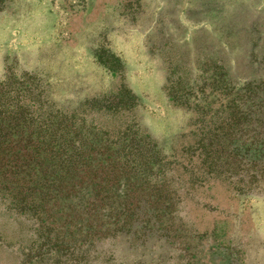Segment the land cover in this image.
<instances>
[{
    "label": "rangeland",
    "instance_id": "374dc122",
    "mask_svg": "<svg viewBox=\"0 0 264 264\" xmlns=\"http://www.w3.org/2000/svg\"><path fill=\"white\" fill-rule=\"evenodd\" d=\"M106 48L129 66L141 105L81 111L71 133L83 127L92 130L88 144L118 145L124 134L149 130L167 158L154 161L148 187L138 191L150 205L138 202L143 216L122 234L73 253L70 233L82 225L75 205L61 202L51 225H43L2 194L0 264H264V166L259 179L232 169L205 138L233 120L231 81L251 83L250 101L239 109L243 130L264 132V0H0L1 110L12 118L25 114L36 129L44 93L74 99L73 107L120 94L121 73L109 72L97 56ZM180 92H200L210 104L204 116L172 102ZM258 140L247 143L259 148ZM124 184L128 194L138 190Z\"/></svg>",
    "mask_w": 264,
    "mask_h": 264
},
{
    "label": "trees",
    "instance_id": "16d2710c",
    "mask_svg": "<svg viewBox=\"0 0 264 264\" xmlns=\"http://www.w3.org/2000/svg\"><path fill=\"white\" fill-rule=\"evenodd\" d=\"M165 39L166 44L171 41L174 45L175 42L168 37ZM144 46L145 52H150L146 45ZM172 49L178 50L174 46ZM144 54L141 47L140 55ZM97 56L109 72L121 73L120 94L108 96L104 100L85 99L73 107L71 101L74 99L67 98L68 100L64 101L63 98H58L57 101L52 93H44V98L38 97V108L44 110V113L38 116L36 129L32 128L25 114L21 116L20 112L14 113L17 118H12L1 110L4 106L0 104V195L11 199L19 214L31 213L30 215L33 218L37 216L38 222L43 225H51V210L61 202L68 203L67 208L75 205L76 214L82 211V215L79 214L82 225L70 233L74 244L70 249L73 253H86L85 248H91L97 241L117 237L127 227H131V224L139 221L143 215L138 212V202L150 205V200L142 198L138 191L142 187H148V181L153 176L154 161L167 159L163 157L162 151L157 149V142L151 132L142 126L130 138L126 134L120 136L118 145L109 139H105L106 142L103 143L95 141L88 144L92 130L83 127H79V131L76 130L77 134L71 133L74 126L72 120L81 111L98 107L109 112L141 105L142 98L129 83V66L109 48L98 50ZM222 59L221 62L229 65L228 58ZM224 71V75L229 73L227 67ZM23 76L36 81L32 74L25 73ZM226 77L227 75L225 79L228 81ZM231 82L227 87L231 85L235 92L230 96L228 103V106L235 107L233 120L228 121L227 130L220 125L210 135L205 134L206 142L209 147H215L213 155L216 153L222 163L239 171H251L250 177L258 178L264 166V132L255 136L247 135L243 130L242 112L239 111L250 101L251 83L238 86L234 81ZM17 83L23 85L21 81ZM3 86L6 87L5 82L0 83V87ZM227 87L223 85L222 89H228ZM18 89L28 91V87L25 89L19 86ZM38 89L40 90L39 83ZM178 95H172V102L178 103L179 107L192 106L199 114L210 105L200 92L193 94V97L184 96L182 92ZM204 121L201 118V123ZM256 137L259 138L258 142H261L259 148L255 143H247L249 139ZM233 174L237 173L234 171ZM123 183L124 189L126 185H133L132 187H138V190L128 194L121 190ZM78 208L80 211H77ZM65 217L70 219L71 214H66ZM145 217L144 215L146 220ZM84 222L87 224L84 225ZM83 226H86V229L82 228ZM59 234L65 238L66 234ZM91 241L94 243L90 244Z\"/></svg>",
    "mask_w": 264,
    "mask_h": 264
}]
</instances>
